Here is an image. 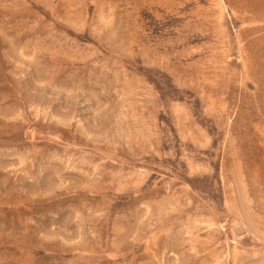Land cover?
Listing matches in <instances>:
<instances>
[{"label":"rangeland","instance_id":"obj_1","mask_svg":"<svg viewBox=\"0 0 264 264\" xmlns=\"http://www.w3.org/2000/svg\"><path fill=\"white\" fill-rule=\"evenodd\" d=\"M0 264H264V0H0Z\"/></svg>","mask_w":264,"mask_h":264}]
</instances>
